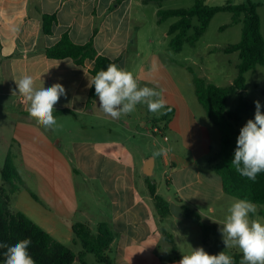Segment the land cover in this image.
Masks as SVG:
<instances>
[{"label": "crops", "instance_id": "1", "mask_svg": "<svg viewBox=\"0 0 264 264\" xmlns=\"http://www.w3.org/2000/svg\"><path fill=\"white\" fill-rule=\"evenodd\" d=\"M149 4L144 0H0V171L9 158L27 186L12 195L10 208L77 254L84 249L74 235V225H87L93 234L102 224L109 225L114 236L106 256L113 264H178L192 248L203 247L209 253L202 234L194 242L189 232L179 231L178 217L158 215L147 178L170 205L195 210L205 223L215 226L219 240L220 224L235 200L225 194L222 179L212 170L222 133L198 101L194 78L214 83L205 68L201 69L204 75H197L190 66L178 63L170 50H163L170 37L173 51L168 31L163 40L152 28L146 38ZM44 15L57 19L49 36L42 34ZM64 34L76 45L93 39L98 53L120 59L121 68L131 71L141 87L162 91L167 105L161 112L171 111L161 115L139 104L134 112L113 120L99 109L98 97L88 106L94 61L78 66L72 59L46 56L45 49L55 46ZM217 49L212 52H222ZM239 64L240 58L237 69ZM25 74L34 78L37 87L54 83L65 87L66 96H61L54 113L72 114L54 116L60 125L55 131L29 117L15 82ZM157 123L166 125L168 140L153 135ZM161 148L167 151L153 158ZM149 161L150 177L145 175ZM157 167L160 180L155 179ZM163 184L167 191L161 195ZM263 211L256 205L250 219L264 223ZM159 223L173 228L166 231L174 237L178 253L165 241ZM215 242L212 238L210 245ZM224 248L220 250L231 256L242 254L236 247ZM84 260L102 264L91 253H85Z\"/></svg>", "mask_w": 264, "mask_h": 264}, {"label": "trees", "instance_id": "2", "mask_svg": "<svg viewBox=\"0 0 264 264\" xmlns=\"http://www.w3.org/2000/svg\"><path fill=\"white\" fill-rule=\"evenodd\" d=\"M165 0H144V3H161ZM118 4V2L116 3ZM260 4L250 1L242 4H233L229 1L223 6H208L205 0H196L195 4L188 9L162 10L157 13L158 24L164 23L169 18H178L169 28L171 36L170 46L174 52L182 51L184 45L194 46L206 33L211 21L219 13L232 14L231 25L244 23L242 39L239 43L219 48L225 54L238 53L240 64L238 76L234 82L225 87H219L207 83L204 79L194 78L195 91L198 101L204 107L207 116L219 127L222 133V144L217 157L211 161L212 170L222 179L223 189L226 195L235 199H247L256 205H264V172L258 174L256 182L242 177L231 166L234 158L237 138L240 129L249 119H254L255 103L248 99L246 93L245 75L256 69L264 67V37L261 32V21L258 14ZM197 19L198 25L194 26L193 20ZM57 23L55 15H44L42 19V34L49 36ZM192 36H188L191 30ZM46 56L50 59H72L78 66H83L87 60L94 61L91 71L94 76L100 70H106L109 64L119 67L120 59H109L100 55L96 50L93 39L84 45L74 44L68 34H64L61 40L53 47L45 49ZM240 94V101L233 111L226 109L228 99L234 94ZM97 98L94 86L90 89L88 106ZM72 114L71 111L63 110L53 115ZM0 242L14 245L19 240L30 238L32 243L29 252L36 264H87L84 260L85 253L93 254L97 261L102 264H113L106 251L113 240V232L109 225L102 224L97 234H93L87 225L76 224L73 227L75 237L83 244L84 252L75 253L60 241L52 237L29 219L24 213L13 212L10 208L11 197L27 186L21 175L8 158L0 171ZM149 193L153 199L158 215L163 219L171 215L170 204L157 194V186L150 178L146 179ZM184 217L197 225L202 234L203 244L209 247V254L219 253L224 244L218 239L219 231L215 226L204 222L202 216L195 210L183 207ZM264 218V211L262 212ZM165 241L171 246L173 252L178 253L174 237L162 228ZM216 238V242L210 245V240ZM5 249H0V264H4ZM235 264H240L242 254L232 255Z\"/></svg>", "mask_w": 264, "mask_h": 264}, {"label": "clouds", "instance_id": "3", "mask_svg": "<svg viewBox=\"0 0 264 264\" xmlns=\"http://www.w3.org/2000/svg\"><path fill=\"white\" fill-rule=\"evenodd\" d=\"M54 39V38H53ZM18 94L23 98L30 118L45 129L55 131L60 125L54 117V106L61 96H66V89L60 83L50 87H37L31 75H22L15 81ZM99 98V109L113 120L136 110L144 104L152 113L166 115L171 111L166 108L167 100L162 91L156 88L141 87L134 74L116 64H109L106 70L98 71L90 80ZM157 88L159 85L156 86ZM17 94V92H13ZM255 103L254 119H249L240 129L231 166L242 177L256 182L258 174L264 172V113L260 102ZM167 150L161 148L154 152L153 158ZM256 212V205L247 199H235L227 209L223 224H220L222 242L227 249L238 248L242 253L240 264H264V223L250 219L249 214ZM30 238L19 240L14 245L0 242V249H5L4 264H36L29 252ZM224 248V249H225ZM178 264H235L231 255L224 250L209 254L203 247L192 248L189 254H183Z\"/></svg>", "mask_w": 264, "mask_h": 264}, {"label": "rangeland", "instance_id": "4", "mask_svg": "<svg viewBox=\"0 0 264 264\" xmlns=\"http://www.w3.org/2000/svg\"><path fill=\"white\" fill-rule=\"evenodd\" d=\"M229 1L236 5L246 3L247 1L260 4L258 14L261 21V32L264 37V0H205L208 6H223ZM195 2L196 0H165L161 3H150L149 6L146 7L147 23L143 29L146 38L152 35L151 29L154 28V34L164 40L165 33L169 31L171 25L178 21V18H169L164 23L158 24V17L153 16L155 10L188 9L192 7ZM231 22L232 14L219 13L213 18L206 33L195 46L185 44L182 52L175 53L171 51L169 47V37L162 48L163 50H170L171 56L175 58L178 63L190 66L197 75L203 74L204 72H202L201 69L205 68L206 71H208L210 82L219 87L229 86L238 75V53L227 55L223 52L212 51L216 48H225L241 41L244 23L240 22L237 25H231ZM193 24L194 26L198 25L196 18L193 20ZM193 34L194 30L192 29L188 33V36L190 37ZM201 63L203 66L199 65ZM245 77L248 99L252 103L258 100L261 104V112L264 113V67L257 66L256 69L248 72ZM239 101L240 94L236 93L232 95L228 99L226 109L228 111L235 110L239 105ZM160 177V171L157 167L155 179L160 180ZM165 191H167V187L163 184L160 192L161 195H164ZM258 206L264 209V205ZM175 220L178 223V226H180L179 231L189 232L191 240L198 242V234H201V231L197 225L193 224L185 217H178ZM158 228L161 230L164 228L168 231H172L173 229L168 224L164 225L162 223L158 224Z\"/></svg>", "mask_w": 264, "mask_h": 264}, {"label": "water", "instance_id": "5", "mask_svg": "<svg viewBox=\"0 0 264 264\" xmlns=\"http://www.w3.org/2000/svg\"><path fill=\"white\" fill-rule=\"evenodd\" d=\"M150 170H151V161L147 162L146 166H145V175L148 177H150L152 175ZM170 212H171V214H173L176 217H183L184 216L183 208L177 204H174V203L170 205Z\"/></svg>", "mask_w": 264, "mask_h": 264}, {"label": "built area", "instance_id": "6", "mask_svg": "<svg viewBox=\"0 0 264 264\" xmlns=\"http://www.w3.org/2000/svg\"><path fill=\"white\" fill-rule=\"evenodd\" d=\"M167 127L164 123H157L152 127V133L154 136H160L165 140H168V135L166 133Z\"/></svg>", "mask_w": 264, "mask_h": 264}]
</instances>
